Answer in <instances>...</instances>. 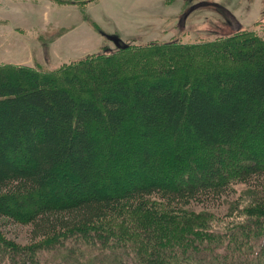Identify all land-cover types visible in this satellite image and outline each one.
<instances>
[{
    "label": "trees",
    "instance_id": "1",
    "mask_svg": "<svg viewBox=\"0 0 264 264\" xmlns=\"http://www.w3.org/2000/svg\"><path fill=\"white\" fill-rule=\"evenodd\" d=\"M199 45L196 60L187 59L186 47L122 46V55L95 65L94 82L68 80L80 92L56 82V72L0 68V217L30 224L31 240L40 243L99 233V240L73 239L88 258L110 239L126 245L127 256L131 249L133 264H264V34L238 31ZM162 142L173 144L171 159L155 178L134 177L127 166L121 179L100 163L131 150L134 166L148 175L155 146L166 153ZM195 150L212 156L187 164ZM213 165L219 174L211 175ZM236 182L261 190L245 220L222 227L192 207L205 200L220 206ZM20 199L28 203L25 219L9 207ZM113 216L122 228L100 230ZM4 233L3 247L24 250ZM227 249L235 256L220 259ZM11 254L1 251L0 264H15Z\"/></svg>",
    "mask_w": 264,
    "mask_h": 264
},
{
    "label": "rangeland",
    "instance_id": "2",
    "mask_svg": "<svg viewBox=\"0 0 264 264\" xmlns=\"http://www.w3.org/2000/svg\"><path fill=\"white\" fill-rule=\"evenodd\" d=\"M248 30L258 35L264 34V0H0V68L7 65H27L33 70L38 68L44 70L47 74L56 72L54 75L56 82L71 84V91L80 92L75 87L77 84L74 83L72 86L70 81L74 77H78V80L92 81L91 71L96 70V66L105 61V57L112 59L114 55L109 56L110 54L122 55L123 52H120L122 46L134 48L152 44L163 47L164 50L173 47L182 51L183 47H186L184 52L188 55L187 59L196 60V44L212 46L213 40L225 39L229 34ZM202 45L197 46L198 49ZM62 70L63 73H60ZM73 70H76L78 76L64 74V71ZM47 76L53 77L51 74ZM102 140L106 141L107 138L103 137ZM159 146H167L166 153L159 151L163 154V160L157 159L158 145L155 146L150 164L153 171L151 169L148 175L147 171H140L134 166L136 161L132 158L136 156L131 150L121 151L119 157L115 156L114 161L110 159V162H107L104 156L100 163L108 165L109 171H117L121 179L127 174L125 172L127 166H131L130 171L134 172V177L155 178L166 173L163 172L165 170L163 162L171 159L168 156L171 155L169 149L173 148V144L167 145L162 142ZM195 152L194 157L190 155L186 158L187 164L193 163L196 155L200 160L210 159L212 156L207 152L201 153L196 150ZM230 160L231 166H234L236 158ZM131 161L134 162L133 165H130ZM212 168L211 175L219 174L217 169H221V166L216 168L213 165ZM183 171L184 167L179 174ZM103 172H106L105 167ZM184 178H190L189 172ZM167 179L170 180L171 177L168 175ZM177 179L175 177V180ZM260 180L264 181V177ZM258 181L259 179L255 178L251 182L258 184ZM259 194L261 190L246 183L236 182L233 183V192L223 198L220 206L211 200L191 204L196 212L209 215L208 220L223 227L245 220L249 216L247 210L251 202ZM16 203L9 204V207L15 209L19 207L18 211L25 219V215L28 214L26 211L28 203L26 205V201L21 199ZM128 207L127 205L126 217L129 219L126 220L130 221ZM133 219H136L135 216ZM105 222L107 223H103L100 230H109V224L114 226L110 229L112 232L117 231L119 227L122 228L118 216L117 218L113 216ZM0 229L5 232L8 239L22 247L24 249L22 251L28 256L26 259L22 251L21 254L16 248L10 249L0 244L4 248L2 250L0 247V252L5 253L9 250L10 256L11 253L13 255L19 253L16 254L19 260L12 259L15 264H56L55 260L61 261L62 264H114V261L123 262L121 264L135 263L132 260L131 249V256H127L124 248L126 245L118 242L113 245L110 239L107 247L89 252L88 256L92 257H86L87 253H81L76 246L77 241L73 239L77 234L76 238L83 240L88 235H93L94 239H102L99 233L92 231L61 234L54 237L55 240L40 243L31 240L30 224L25 225L0 217ZM100 244L103 246L104 242L100 241ZM229 250L227 249L220 259L228 260L235 256ZM259 251L263 259L264 250L261 248ZM42 254L50 257L52 263L42 260ZM77 254L84 256L80 260ZM198 264L203 262L200 261ZM205 264L222 262L215 263L212 259Z\"/></svg>",
    "mask_w": 264,
    "mask_h": 264
}]
</instances>
